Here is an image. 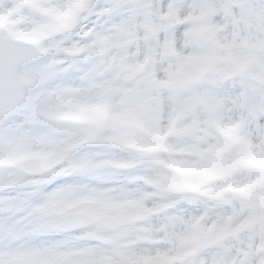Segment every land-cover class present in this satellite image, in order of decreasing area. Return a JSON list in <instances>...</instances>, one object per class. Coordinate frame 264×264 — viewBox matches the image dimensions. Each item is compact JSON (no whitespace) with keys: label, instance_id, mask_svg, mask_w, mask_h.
Segmentation results:
<instances>
[{"label":"snow or ice","instance_id":"1","mask_svg":"<svg viewBox=\"0 0 264 264\" xmlns=\"http://www.w3.org/2000/svg\"><path fill=\"white\" fill-rule=\"evenodd\" d=\"M0 264H264V0H0Z\"/></svg>","mask_w":264,"mask_h":264}]
</instances>
